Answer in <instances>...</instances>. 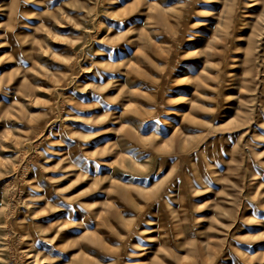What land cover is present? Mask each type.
<instances>
[{
    "label": "rangeland",
    "instance_id": "1",
    "mask_svg": "<svg viewBox=\"0 0 264 264\" xmlns=\"http://www.w3.org/2000/svg\"><path fill=\"white\" fill-rule=\"evenodd\" d=\"M0 264H264V0H0Z\"/></svg>",
    "mask_w": 264,
    "mask_h": 264
}]
</instances>
